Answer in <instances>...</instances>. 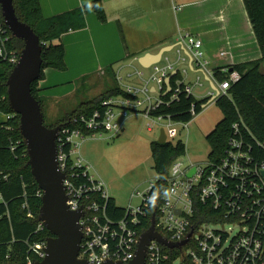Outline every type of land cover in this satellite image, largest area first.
<instances>
[{
  "label": "built area",
  "instance_id": "built-area-1",
  "mask_svg": "<svg viewBox=\"0 0 264 264\" xmlns=\"http://www.w3.org/2000/svg\"><path fill=\"white\" fill-rule=\"evenodd\" d=\"M0 35H5L1 25ZM7 40L6 37L3 41ZM180 45L190 56V63L206 72L201 41L185 35L180 38ZM3 55L0 51V57ZM8 56V61L15 65L19 54L10 52ZM160 65L150 67L152 73L147 80L136 72L143 84L123 88L128 97L104 100L91 114L70 118L57 133L56 163L64 175L66 206L71 212L82 213L78 222L82 233L78 259L89 264L131 263L141 236L153 222L157 235L178 246L169 248L150 240L144 264H264V145L255 141L241 119L231 126L219 159H208L204 167H199L185 163L184 156L177 158L166 179L149 181L142 191L131 195L137 201L135 206L124 208L119 219L108 216L107 204L111 198L104 182L82 157V143L107 134L119 136L130 115L143 116L148 121V131L163 122L160 130L165 134V142L177 141L176 127L186 129L189 122H176L169 115L152 116V113L176 102L182 92L194 95L192 87L181 79L174 88L169 83L168 91L165 81L175 70L169 63ZM206 77L212 86L205 96L208 103L226 97L230 84L239 79L236 72L218 84L210 74ZM120 80L117 79L118 83ZM196 86L201 87L200 79ZM167 94L169 98L164 101L162 97ZM189 113L192 120L197 116L194 105ZM191 170L194 173L188 178ZM22 208L27 209V205ZM27 218L33 219V214L28 212ZM44 231L45 227L37 220L32 234L40 235ZM47 239L23 242L27 249L25 264L45 258Z\"/></svg>",
  "mask_w": 264,
  "mask_h": 264
},
{
  "label": "trees",
  "instance_id": "trees-1",
  "mask_svg": "<svg viewBox=\"0 0 264 264\" xmlns=\"http://www.w3.org/2000/svg\"><path fill=\"white\" fill-rule=\"evenodd\" d=\"M242 2L261 58L214 73L217 83L227 81L233 72L238 73L239 79L230 84L226 97L215 101L222 118L213 131L205 137L210 147L208 159L212 160H217L222 156L230 137L231 126L240 119L255 141L264 145V72L260 70L264 63V0H242ZM89 7L97 20L105 24L106 17L101 1H93ZM13 9L17 19L30 27L40 41L41 76L31 84V95L42 108V101L38 96V85L44 78L43 72L46 69L58 72L67 70L65 49L61 38L71 31L85 29V10L76 9L44 19L38 0H13ZM0 25L5 30V35H0V51L4 53L0 57V113L9 117L5 122L0 123V264H25L24 257L27 249L23 242L25 240L31 242L45 240L50 237V234L48 231L35 236L32 234L41 207V192L26 165V146L19 132V117L10 111L7 100L6 81L13 68V64L8 61V55L10 52L19 54L23 43L10 35L4 25L1 10ZM6 37L8 40L4 42ZM230 69L232 72H229ZM113 72L112 67L109 66L104 75L112 78L115 87L109 88L103 95L89 102L82 103L75 111L52 126L47 127L45 122L44 126L54 128L65 124L73 116L89 115L99 107L101 102L111 97H128L117 83ZM180 79H182L181 75L177 71L170 80V86L174 88L175 82ZM85 80L82 79V82L84 83ZM168 98L169 94L162 97L164 101ZM206 102L207 99L198 100L182 92L176 102L168 107H161L153 112L152 116L169 115L176 122H190L192 120L189 113L191 106H195L198 115L202 111L201 105ZM247 139L251 142L250 138ZM150 149L153 168L158 179H166L172 163L185 155V146L179 140L166 141L163 144H158L156 141L151 143ZM24 204L27 205V209L22 208ZM28 212L33 214V219L27 218ZM107 213L110 218L119 219L123 214V209L111 199L107 204ZM12 240L14 242H11ZM7 256H9L8 260L5 259Z\"/></svg>",
  "mask_w": 264,
  "mask_h": 264
},
{
  "label": "crops",
  "instance_id": "crops-1",
  "mask_svg": "<svg viewBox=\"0 0 264 264\" xmlns=\"http://www.w3.org/2000/svg\"><path fill=\"white\" fill-rule=\"evenodd\" d=\"M38 1L44 19L83 9L86 22L85 29L71 31L61 38L67 70L58 72L46 69L43 72L44 78L38 85L43 115L47 111L49 113L53 105L62 102L63 98L75 96L79 91L77 85L82 79L91 80L104 76L109 66L112 67L116 80L120 79V71L132 68L134 64L144 69L138 64L140 57L145 54L155 55L166 47H173L172 52L175 47H181L180 38L185 35L201 41L206 72L190 63L191 60L182 48V54L186 58L180 55V51L174 57L163 54L159 64H171L175 73H180L184 84L192 87V93L197 87V79L204 81L211 89L207 73L214 79L217 71L223 72L228 67L261 58L241 0H215L207 6L203 5L211 0H166L176 3L171 14L174 29L169 33L161 27L165 0H99L105 12V24L97 20L89 7L96 0ZM217 9L220 11L216 17L213 14ZM232 9L243 15H234ZM75 58H78L77 63ZM183 71L186 73L182 74ZM194 97L201 100L195 95ZM6 120V116L0 114V123Z\"/></svg>",
  "mask_w": 264,
  "mask_h": 264
},
{
  "label": "water",
  "instance_id": "water-1",
  "mask_svg": "<svg viewBox=\"0 0 264 264\" xmlns=\"http://www.w3.org/2000/svg\"><path fill=\"white\" fill-rule=\"evenodd\" d=\"M0 10L4 25L10 35L23 43L18 60L13 65L6 81L7 100L10 111L19 117V132L26 146V165L41 192V207L37 220L50 234L44 249L45 258L34 264H89L78 259L82 238L78 222L82 213L81 211L71 212L66 206L64 175L59 171L56 163L55 140L62 125L54 128L45 127L42 108L31 95V84L41 76L42 49L39 38L30 27L17 19L13 9V0H0ZM172 49L173 47H166L160 49L155 55L145 54L138 59V64L147 69L158 64L162 55ZM187 56L190 59L188 54ZM229 72H232V69ZM173 75L165 81L168 91ZM213 90L217 91L215 86ZM164 142L165 134L163 130H160L157 143L163 144ZM193 173L194 170H191L187 177L190 178ZM152 239L169 248L178 246L167 243L157 235L152 222L149 230L140 238L135 259L128 264H144L146 246ZM102 264L123 263L106 261Z\"/></svg>",
  "mask_w": 264,
  "mask_h": 264
},
{
  "label": "rangeland",
  "instance_id": "rangeland-1",
  "mask_svg": "<svg viewBox=\"0 0 264 264\" xmlns=\"http://www.w3.org/2000/svg\"><path fill=\"white\" fill-rule=\"evenodd\" d=\"M214 1H208L203 6H207ZM175 2L164 1L165 9L162 15L163 23L161 27L167 33L174 29L171 14L173 13V6H176ZM233 5L234 2H232L231 7ZM232 10L236 16L243 15L234 9ZM219 11L220 9L214 10L215 14L213 15L217 17ZM238 18L244 19L243 17ZM177 51H180V55H183L181 47L177 46L172 52L170 51L171 53H165V56L174 57ZM183 57L186 58L184 55ZM203 60L205 59L203 58ZM77 62L78 58H75V63ZM260 70L264 72V63ZM136 72L142 73V79L147 80L152 70L141 69L134 64L132 68L120 71L119 77L121 80L119 81V85L122 89L126 87H140L143 84L142 80L136 77ZM127 75L130 76L127 77ZM200 84L201 87L193 89V94L204 100L209 88L204 81L200 82ZM115 86V82L107 75L86 80L84 83L81 82L77 85L79 91L75 96L67 97V99L63 98L65 97L64 94L61 97L63 98L62 102L53 105L49 113L48 111L47 113L45 112V125L47 127L52 126L75 111V108L82 103L89 102L103 95L109 88ZM64 87L66 88L67 85ZM221 118V112L215 103L207 102L200 114L188 123L186 129H182L179 126L176 127L178 130V137L176 139L181 141L185 146V155L183 157L185 163L190 162L199 167L205 166L210 153V147L205 141V137L213 131ZM147 123L148 121L141 115H130L124 121V130L119 136L112 137L107 134L102 138L86 139L81 146L82 157L92 166L96 176L104 182L109 197L122 209L128 206H135L137 201L131 198V195L135 191H142L149 181L157 178L153 168L154 164L150 145L158 140L159 131L164 123L162 122L150 131L147 129ZM167 140L170 141L169 139Z\"/></svg>",
  "mask_w": 264,
  "mask_h": 264
}]
</instances>
